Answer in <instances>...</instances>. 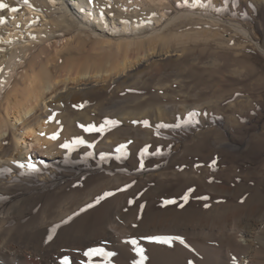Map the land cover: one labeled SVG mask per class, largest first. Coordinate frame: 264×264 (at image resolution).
I'll return each mask as SVG.
<instances>
[{
	"label": "rangeland",
	"instance_id": "obj_1",
	"mask_svg": "<svg viewBox=\"0 0 264 264\" xmlns=\"http://www.w3.org/2000/svg\"><path fill=\"white\" fill-rule=\"evenodd\" d=\"M51 1L48 0L50 4ZM142 1L94 0L89 9L99 13L111 29L101 28L92 16L87 21L112 36L158 25L156 18L162 14L159 6ZM161 1L170 5V1L177 0ZM77 2L68 0L74 13L84 20L86 7L77 6ZM0 3L8 5L0 9L4 21L0 23L1 66L7 61L1 56L10 54L23 42L30 44L28 39L45 28L48 18L20 0H0ZM181 3L186 8L243 24L264 47L263 0H181ZM12 8L18 11L12 12ZM174 9L167 7L166 20ZM146 16L147 23L135 25ZM168 28L165 37L155 41L163 47L160 55L136 63L105 84L93 86L92 91L81 95L79 103L66 101L80 114L67 111L50 114L54 133L68 134L66 127L78 126L84 123V117L93 116L98 118L95 122L98 127L115 121L121 137L118 135L119 142L113 147L94 150L93 155L86 154V149L77 152L81 145H75L62 156L48 160L47 167H28V172L23 171L29 180H23L28 196L21 215L27 218L48 208L66 207L73 209L68 220L76 219L78 228L87 231L118 208L127 212L133 226L140 223L149 228L148 234L139 238L142 244H133L136 238L123 234V240L119 241L123 248L112 251V256L96 255L88 264H141L138 249H143V264H237L241 255L249 254V247L240 240L241 235L249 232L258 249V261L264 264V207L249 221L246 208L237 211L227 208L240 204L245 195L250 197V204H264V53L255 42L246 43V37L222 22L194 17L181 19ZM57 41L61 45L66 39ZM63 56L62 64L87 58L85 54L67 50ZM19 70L4 71L0 67V75L11 76L0 97L15 84H21ZM125 85L148 88L141 94L131 93L134 96L151 97L161 92L164 98H149V104L165 106L168 111L162 114L154 107L147 111L146 107L138 109L134 104L130 110L133 109L135 117L126 121L125 115H120L106 120L107 110L132 99L121 93ZM109 96L116 101L108 100ZM95 106L107 108L106 112H97ZM191 113L195 115L190 116ZM68 135L71 140L77 137L72 129ZM204 142L210 143L209 149H202ZM224 161L230 165L228 173L236 176V182L221 179L227 172ZM254 166L258 167L253 169ZM40 173L47 179L53 176L59 183L51 186L47 179L33 177ZM246 175L262 179L249 193H246L249 187L242 185ZM210 180L214 181L209 183ZM217 185L234 192L217 191ZM169 212L189 213L188 224L193 232L154 234L150 227L168 222ZM227 218L230 220L226 223ZM228 223L238 231L221 237L218 230ZM204 225L207 230L217 231L216 234L202 233ZM55 229L56 226L48 227L49 235ZM153 237H165L169 242Z\"/></svg>",
	"mask_w": 264,
	"mask_h": 264
},
{
	"label": "bare ground",
	"instance_id": "obj_2",
	"mask_svg": "<svg viewBox=\"0 0 264 264\" xmlns=\"http://www.w3.org/2000/svg\"><path fill=\"white\" fill-rule=\"evenodd\" d=\"M20 1L42 11L48 21L45 23L44 29L38 30L34 34L35 37L32 36L28 39L30 44L23 42V45L12 49L10 54L6 53L1 56L7 58V61L0 67L4 71L12 72L20 69L22 80L21 84H15L0 97V264H64L65 257L68 258L69 264H88L94 261L96 256L89 258L84 255L85 252L90 248H100L110 253L117 251L123 248L119 243L120 239L123 240V234L130 238L134 236L137 240L136 244H142L139 238L146 236L149 228H145L144 224L140 223L136 227L133 226L129 222L127 212L118 208L87 231L78 228L76 219L68 220L73 209L66 207L55 210L48 208L41 214L27 218L21 215L28 196L27 188L25 190L27 184L23 183L27 177L23 175V171L28 172V165H35L36 168L47 167L50 165L48 160L55 159L67 152L66 148L61 145L74 140H71L68 135L71 129L77 137H82L86 141L84 144H79L81 146L78 147L77 152L86 149L88 155H93L94 150L102 147L110 148L119 142V130L115 125L106 126L101 132H88L81 128L80 125H97L95 122H98V118L93 116H83L84 121L82 122L84 123H75L78 126L66 127L65 131H68V134H63V132L59 134L58 139H50L55 132L54 124L49 120L50 114L54 111L77 113L78 110L75 106H69L67 100L71 99L74 103H79L82 100L81 95L94 89L93 86L101 82L105 84L112 76L126 72L136 63L139 65L152 56L160 55L163 47L158 44L159 41L157 43L155 41L164 38L165 30L170 26L173 27V24L181 19L200 17L228 24L236 32L246 37V43L247 41L255 42L263 53L264 47L254 39L252 32L243 24L214 14L186 8L182 5L181 0L170 1V5L161 0H144L148 3H155L162 11V14L156 18L158 25L154 24L143 29L134 27L133 29L138 30L135 33L117 36L101 32L102 27L106 29H111V27L99 13L91 12L89 9V6H93L94 0H78L76 3L81 8L83 5L86 7L84 8V20L74 13L68 0H52L54 5L50 4L48 0ZM169 6H173L175 9L171 12L170 18L166 20L164 14ZM90 16L100 23V29L88 23L87 20ZM139 19L141 21L135 25L145 24L146 21H149L148 16ZM163 20L166 21L162 23ZM124 24L127 25V22ZM58 39H66V42L60 45ZM66 50L79 55L85 54L87 58L84 61L75 58L71 63L62 64L63 54ZM10 79L11 76L0 75V92L3 87L9 84ZM146 89L148 88L144 85L140 87L137 85L123 86L120 90L121 93L127 94L132 99H127L123 104L115 105L114 103L117 108L113 109L112 106L110 110H107V113L104 114L106 120H113L115 116L125 115L124 119L127 121L135 114L132 112L133 109L130 110L134 104L138 109L146 107L147 111H152L153 107L160 113L163 112L162 114L168 111L165 106L152 107L149 104V98L154 97L155 100L164 98L161 92H157L151 97L131 95V93L141 94ZM107 99L116 101L112 100V96ZM95 109L102 113L107 108L95 106ZM8 141L9 143L6 145ZM209 144V142H204L202 149H209ZM235 163L239 164L237 160ZM224 165L227 172H224L221 179L236 182V176L228 173L230 165L225 161ZM257 167L254 166L253 169ZM253 175L256 174L253 173ZM24 176L25 178H23ZM33 177L38 180L47 179L41 176V173ZM213 181L210 180L209 183ZM261 181V176L246 175L242 185L249 187L246 192L249 193L253 190L252 187ZM47 182L52 186L58 184L59 180H54V177L51 176ZM216 187V190L220 192H234L228 187L218 185ZM246 196L240 198V204L235 205L233 209L231 206H227V208L230 211L246 208V219L249 221L252 216L254 217L262 210L260 207H264V204H250L248 202L250 197L248 199ZM219 207L224 208L222 205ZM188 214L177 213L176 215L174 212H169L168 222L152 225L153 228L149 227L153 229L154 234L178 235L181 233L180 230H183V234L189 235L193 231L191 232V227L188 224ZM229 220L227 218L226 223ZM50 226H56L54 234L51 235L48 233ZM207 229V226L204 225L200 230L202 233L213 235L217 232ZM237 231L236 226L228 223L225 224V228L218 230V234L221 237H227ZM252 238L253 234L250 232L241 235L240 240L249 247L250 251L247 255H241L237 264H260L258 249ZM124 243L128 245V242Z\"/></svg>",
	"mask_w": 264,
	"mask_h": 264
},
{
	"label": "snow or ice",
	"instance_id": "obj_3",
	"mask_svg": "<svg viewBox=\"0 0 264 264\" xmlns=\"http://www.w3.org/2000/svg\"><path fill=\"white\" fill-rule=\"evenodd\" d=\"M25 2H27V0H25ZM7 7H8L7 4L0 3V9H6ZM11 11L12 12H17L18 9L17 8H12ZM2 22H4L3 18H0V23H2ZM191 115H195V113H191L190 116ZM115 123H116L115 121H107L106 125L110 126V125H114ZM144 123L147 126V122H144ZM80 126L82 128H84L85 131H88V132H93V131L101 132V131H104V128H105V126L97 127L96 125H89V126L80 125ZM41 135H43V133H41ZM58 136H59L58 133H54L50 137V139H54V140L58 139ZM84 143H86V141L82 137H78L75 140H73L71 143L62 144L61 147L66 148V149H70V148H73L75 145L84 144ZM28 166L33 168V169H35V165H28ZM21 167H23V165H21ZM184 199L187 200L188 197L185 196ZM167 203H174V201H167ZM152 239H155V240L163 242V243H168L169 242V239L165 238V237H153ZM177 239H181V238L177 237ZM132 243L135 244L136 241L133 240ZM138 251L141 254V264H143V260L145 259V257L143 256V249H138ZM84 255L89 257V258H91V257L96 256V255L112 256V255H114V253L105 252L103 249H100V248H90L87 252L84 253ZM64 264H69V261H68L67 257L64 258Z\"/></svg>",
	"mask_w": 264,
	"mask_h": 264
}]
</instances>
